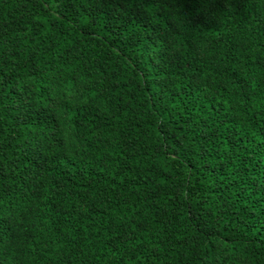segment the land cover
I'll use <instances>...</instances> for the list:
<instances>
[{"label": "trees", "instance_id": "obj_1", "mask_svg": "<svg viewBox=\"0 0 264 264\" xmlns=\"http://www.w3.org/2000/svg\"><path fill=\"white\" fill-rule=\"evenodd\" d=\"M0 264H264V0H0Z\"/></svg>", "mask_w": 264, "mask_h": 264}]
</instances>
